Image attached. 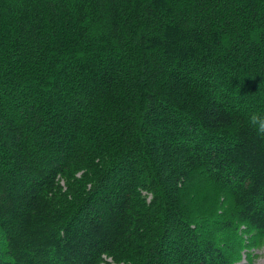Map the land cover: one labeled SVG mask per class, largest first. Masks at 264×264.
I'll return each instance as SVG.
<instances>
[{
  "label": "trees",
  "instance_id": "1",
  "mask_svg": "<svg viewBox=\"0 0 264 264\" xmlns=\"http://www.w3.org/2000/svg\"><path fill=\"white\" fill-rule=\"evenodd\" d=\"M253 113L264 0H0V264H233L221 234L264 233Z\"/></svg>",
  "mask_w": 264,
  "mask_h": 264
},
{
  "label": "rangeland",
  "instance_id": "2",
  "mask_svg": "<svg viewBox=\"0 0 264 264\" xmlns=\"http://www.w3.org/2000/svg\"><path fill=\"white\" fill-rule=\"evenodd\" d=\"M206 187H198V198L201 201L202 213H226L231 211L230 200H222L223 194L211 184L206 183ZM197 195V194H196ZM199 210V209H198ZM221 237L226 244L233 247V264H264V233L248 232L243 228L234 231H224ZM4 239L0 233V245Z\"/></svg>",
  "mask_w": 264,
  "mask_h": 264
},
{
  "label": "clouds",
  "instance_id": "3",
  "mask_svg": "<svg viewBox=\"0 0 264 264\" xmlns=\"http://www.w3.org/2000/svg\"><path fill=\"white\" fill-rule=\"evenodd\" d=\"M249 127L257 134L264 137V115L253 113L248 119Z\"/></svg>",
  "mask_w": 264,
  "mask_h": 264
}]
</instances>
